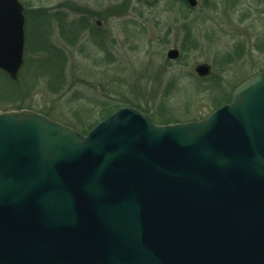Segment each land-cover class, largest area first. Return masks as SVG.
<instances>
[{
    "label": "water",
    "instance_id": "obj_1",
    "mask_svg": "<svg viewBox=\"0 0 264 264\" xmlns=\"http://www.w3.org/2000/svg\"><path fill=\"white\" fill-rule=\"evenodd\" d=\"M24 29L21 3L0 0L12 80ZM0 264H264V72L201 121L160 126L121 108L84 135L0 114Z\"/></svg>",
    "mask_w": 264,
    "mask_h": 264
},
{
    "label": "rangeland",
    "instance_id": "obj_2",
    "mask_svg": "<svg viewBox=\"0 0 264 264\" xmlns=\"http://www.w3.org/2000/svg\"><path fill=\"white\" fill-rule=\"evenodd\" d=\"M20 2L25 64L16 82L0 71V114L33 111L80 133L127 104L160 126L201 121L264 71V0H198L193 9L182 0ZM200 64L210 76H198Z\"/></svg>",
    "mask_w": 264,
    "mask_h": 264
},
{
    "label": "trees",
    "instance_id": "obj_3",
    "mask_svg": "<svg viewBox=\"0 0 264 264\" xmlns=\"http://www.w3.org/2000/svg\"><path fill=\"white\" fill-rule=\"evenodd\" d=\"M183 1V0H182ZM40 12H43V11H40ZM50 49L52 50V51H54V52H56L57 50H56V48H54V47H50ZM57 53V52H56ZM61 56H64V55H62V53H61ZM9 78V77H8ZM10 79V78H9ZM11 80V79H10ZM11 81H13V80H11ZM13 82H16V81H13ZM23 100V99H22ZM18 101H21V100H18ZM17 101V102H18ZM229 102V101H228ZM1 104V103H0ZM3 104H8V102H6V103H2V105ZM125 105V104H124ZM128 106H132V107H134V108H137V109H139V110H141L142 112H144V113H147V111H145L144 109H142V108H140V107H137V106H133V105H129V104H127ZM126 106V105H125ZM220 106H222V105H220ZM219 106V104L216 106V108H219L220 107ZM122 106L120 105V106H118L116 109H114V110H110V111H107V112H105L101 117H102V121L104 120V119H106V118H108L111 114H113L115 111H117L118 109H120ZM165 115L164 114H161V117L163 118ZM158 123H160V120H159V122ZM173 123H178L177 121H175V122H173ZM98 123H94V124H89V125H86V124H82L83 125V127H85V129H79L83 134H87L89 131H91L96 125H97ZM160 124H162V125H167V124H171L169 121H167V120H163V122H161Z\"/></svg>",
    "mask_w": 264,
    "mask_h": 264
},
{
    "label": "flooded vegetation",
    "instance_id": "obj_4",
    "mask_svg": "<svg viewBox=\"0 0 264 264\" xmlns=\"http://www.w3.org/2000/svg\"><path fill=\"white\" fill-rule=\"evenodd\" d=\"M24 17H25V29H24V31H25V44H24V51H26L29 18H28V15H27V12H26L25 8H24ZM60 18H61V19H60ZM60 18H59V19L56 18V20L61 21V23L63 22L64 24L68 23L67 25H70V26H66V27H67V28H72L71 24H72L73 22L71 23V22L67 19V17H63V15L60 16ZM97 25L100 26L101 23L98 22Z\"/></svg>",
    "mask_w": 264,
    "mask_h": 264
}]
</instances>
